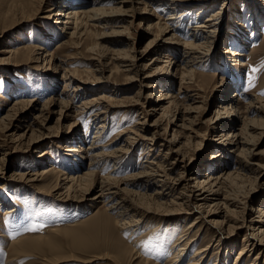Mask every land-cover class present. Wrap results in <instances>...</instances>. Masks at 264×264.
Wrapping results in <instances>:
<instances>
[{
	"label": "rangeland",
	"instance_id": "rangeland-1",
	"mask_svg": "<svg viewBox=\"0 0 264 264\" xmlns=\"http://www.w3.org/2000/svg\"><path fill=\"white\" fill-rule=\"evenodd\" d=\"M140 1L142 2L140 9H134L133 13L128 14L129 16L125 20L112 26L88 27L85 29V36L78 39L77 46L71 47L61 44L62 41L67 40L68 35L61 30V24L54 21L52 12L61 4L65 5V8L90 7L92 0H0V118L9 111L12 105H16V102L33 101L36 108H39L49 98H57L70 100L74 105H77L91 95L103 92L110 98L105 102L111 105L108 107L105 128L98 137V143L104 145L103 148L109 149L116 145L119 140L125 138L126 134L133 135L130 130H135L136 133L145 136L156 130L157 137L169 139L172 133V130L169 129L171 128L169 124L171 116L169 115L172 114V106L167 110L169 115L165 114L160 117L158 126H149L150 130L147 132L136 126V121L141 120L140 117H143L147 104L153 99V95H150L151 92L156 96L158 89L163 87L156 84V88L148 89L145 86L141 87L139 82L140 78L149 72L148 69L155 66L148 62L152 56H160L162 61L157 62L156 66L165 68L168 61L171 62V65L176 63L181 48L167 45V48L160 49L156 53H149L142 61H138L136 67L130 71H125L123 65L132 63V61H128V58L120 59L119 57L122 56L115 52L121 49L131 57L133 52L145 49L149 41L158 35L159 30H157V26H153L150 33H146L147 22L154 24L157 19L156 17H152L150 20L142 19L147 12L140 11L146 10L155 13L163 21L171 11L167 6H164V3L165 5L166 3L176 5V16L179 17L176 19V23L173 22L179 29L176 36L180 41H189V29L200 20L198 17L195 18L193 13L183 14V16L180 12L189 8L193 10L194 7L200 6L203 0ZM206 2L204 16L215 9L221 11L207 60L192 67L195 71L192 73L193 76L190 75L191 79H185L182 83L179 80L181 65L178 66L179 73L175 80L170 82L166 80L168 83L163 88L172 94V97H175L178 104L183 101L185 94L197 95L200 101L198 105L201 106L197 113L199 115H197L198 124L192 129L194 133L188 135V132H185L180 136L181 153L185 157L182 159L180 155L175 154L169 157V160H174L172 157L178 158V165L169 173L171 177H175L174 175L183 171V166L189 171V173L185 171L189 176L192 172H198L191 176H196L199 179L209 173L213 174L205 169V161L209 158L208 155L217 153L215 139L219 131L210 130L207 120L213 115V111L220 102L218 96L220 95L219 84L221 82L232 81L236 85L228 89V96L239 86L243 94L255 95L264 99V25L257 24L260 22L255 17L256 6L250 7V0H207ZM235 19H240L245 28L243 25L233 22ZM253 20H256L255 24H253ZM112 29L119 32L123 30L122 33L114 34V38H117L115 40L124 39L123 43H112L108 40L112 38L109 36ZM100 32L106 33L107 39L97 36ZM39 46H42L44 50L36 49ZM225 47L240 53V55L225 60L221 53ZM8 50L15 52L9 53ZM36 54H40L42 57L44 54H49L51 57H55V60L51 59L49 64L43 63L42 59L34 60ZM237 58L243 64L239 65ZM57 60L63 61L62 66L53 69L52 64ZM144 65H147L146 68H143ZM97 66L102 70L94 71ZM64 67L77 71L78 75H74L78 79L76 84L80 83L86 91L81 90L80 94L74 96L72 88L75 83H70L64 91V82L61 79V75L65 74ZM85 70L90 71L85 72ZM164 71L161 70L160 73ZM94 75L99 79L94 80L92 78ZM245 95L238 98L240 104L245 101ZM136 98L138 99L137 103L133 101ZM95 107H101V103ZM30 112L32 115L21 122L20 128H16V124L12 123L13 126L7 133H15V135L4 136L7 133L0 130V166L2 165L4 168L3 173L0 174V264H48L47 261L55 258L70 259L58 264H170L169 260L173 251L171 244L178 236L179 231L194 218H196V224L189 228L190 235L199 226L200 230L196 232L194 246L187 250L179 264L190 261V257L197 247H204L208 244L209 246L201 258L202 264H230L234 260H236L235 264H250L251 262L252 264H264L262 254L256 259L254 258L256 248L251 246V249L249 242L247 247L251 250L246 252L245 257L241 259L237 256L242 239L245 233L249 232L246 230L247 227L242 226L236 229V235L226 240L222 238V240L217 233L218 229L221 231L219 226L210 227L211 225L207 226V224L205 226V223L201 222L204 219L217 221H226L225 219H227L229 225L233 223L234 215L239 220L244 205L257 206L258 201L264 200V172L261 174L251 169L247 170L248 168L237 169L232 164L234 156L224 157L222 163L219 161L213 163L214 168L218 166L216 175L226 167L223 168L224 163L230 164L229 170H235L240 174L231 179V183L222 190L220 196H227L226 198L229 200L225 209L231 212L227 214L224 211L218 216L212 214L208 216L206 211L173 214L174 212L163 210L165 213H162L160 210L154 209L157 205L148 196L153 194L157 186L152 185V187L144 188L142 185L149 184L150 180H140L138 182L141 183L138 186L126 183L123 185L124 187L139 191L143 195L137 196L121 192L118 197H123L126 202L138 205L140 209L149 206L150 208L146 209L144 213L146 216L143 214L142 217H139V213H133L135 218H139L136 224L119 228L116 226L117 222L124 219L130 221L133 217L129 214L119 215L120 209H104L102 201L92 202L90 200L99 188L101 177L106 175L123 177L129 173L138 172L147 165L146 155L149 154V157L153 158L160 153L159 159L167 149L156 142L151 146L153 150L145 154L149 143L145 139H140L120 164L115 165V167L120 166L117 170L112 171L111 162L91 167V170L94 171L91 181L94 183L91 184V192L85 197L86 199L79 202L62 200L58 194L64 192V189L59 188L56 174L81 172L86 170V167L76 160L75 154L66 153L59 150L58 147L80 144L83 148L91 145L95 139L97 140V138H93L97 130L95 123L92 121L91 113H87L85 110L80 114L69 112V116L61 120H57L56 112L50 113L48 119L43 121V118L39 117L31 125L33 128H38L39 122H42L44 129L41 131L48 133L47 139L36 145L26 146L19 143L20 140L15 139L14 136L28 131L26 125L28 122L34 121L31 118L33 115H38L37 110ZM146 118L147 123H151L154 119V117ZM263 148L264 142H260L257 149ZM65 153L69 155L67 156ZM255 159L264 163V156L257 155ZM52 165L55 166L53 169L57 171L46 172L40 180L32 181L12 177V174L15 173H37ZM152 178L155 179V177ZM181 187H183L182 184L178 185L172 193H167L166 205L163 204L166 209H171L173 206V203L169 204V199L179 202L175 197L179 195ZM69 194L73 195L74 192L70 190ZM212 199L215 198L209 196L208 201L196 200V202L205 205L203 207L206 208L208 205L214 204L215 201ZM159 201L164 202V199L161 198ZM12 207L14 209L6 213ZM232 211L234 212L232 213ZM235 211L237 212L235 213ZM100 215L106 219L110 226L106 233L92 231L93 221ZM87 232H90L91 236L94 232V237L88 234L89 240L86 239L87 237L84 236H87ZM82 240L83 242H81Z\"/></svg>",
	"mask_w": 264,
	"mask_h": 264
},
{
	"label": "bare ground",
	"instance_id": "bare-ground-1",
	"mask_svg": "<svg viewBox=\"0 0 264 264\" xmlns=\"http://www.w3.org/2000/svg\"><path fill=\"white\" fill-rule=\"evenodd\" d=\"M206 1L207 0H203V3L200 4V6L198 7H194L193 10H190L189 8L183 9V11L180 12L181 15L193 13V15H195V18L198 17L199 19H197L200 20L197 23L193 24L189 29V41H180V39L176 36V32H178L179 30L175 26L176 24L173 23H176V19L179 18L176 16V5L174 3H166L165 5L164 3V6H167V8L171 11L163 21H161V18H159V16H157L155 13L146 10L140 11L147 12V14L142 17V19L150 20L152 17H156L157 19V22H155L154 24H148V22L146 21V33H150L151 27L153 26H157V30H159L158 35H156L155 38L149 41L148 46H146V48L141 51L133 52V55H131V57L127 56L128 54H126V52L121 49L116 50L117 52H115L119 56H122L119 57L120 59L126 60L128 58V61H132V63L123 65L125 66V71H130L133 70L134 67H136L135 65L138 61H142L149 53H156V51L160 49L167 48V45L178 46L181 48V52L179 53V57L176 63L172 62L174 64L171 65V62L168 61V64L165 65V68H163L162 66H156L158 65L157 62L162 61L160 60V56H152L150 61L148 62L150 64H154L155 66H152L153 68H149V72H147V74L141 77L139 82V85H141V87L145 86L148 89H154L157 86L163 87H160L158 89V93L156 96H154V94H152L151 92L150 95H153V99H151L150 103L147 104V108L144 110L143 117H140L141 120L136 121V126L138 128H142L145 132L149 131V126L155 127L159 125V119L161 116L165 114L169 115L167 114V110L169 107L172 106L173 111L172 114L169 115L171 116L169 119V124L171 128L169 129L172 130V133L169 139L165 137L160 138L161 136L157 137L156 130L152 131L151 134L148 136L140 135L136 133L135 130H130V133H133V135L126 134L124 131H121V133L126 134L125 138L119 140L116 145H113L110 148L108 147L109 149L103 148L104 145L98 143V137L101 135L103 129L105 128L107 111L109 109L108 107H111V105H109L110 103L105 102L107 99L109 100L110 98L106 96L103 92L95 93L91 95V97L86 98L77 105H74L73 102H71L70 100H61L57 98H49L39 108H36V104L33 101H23L18 103L16 102V105H12L9 111L7 110L8 112L0 118V130L5 131V133H7L13 126V122L16 124V128H20L21 122L27 120L29 116L32 115L30 111L37 110L38 115H33L31 117L34 119V121L28 122V125H26V129L29 131V133L28 131H24L23 133L14 136L15 139L17 138L18 140H20L19 143L25 144L26 146H33L36 145L38 142H44L48 137V133L41 131L42 129H44V124L42 122H39V126H37L38 128H33V126H31L32 123L34 124L36 122L35 120L37 118H43L44 121L45 119L49 118L50 113L54 112L58 114L57 120L65 119L67 116H69V112L80 114L85 110L87 113H91L90 116L92 118L93 123H95V127L97 129L94 133L93 138H97V140L95 139V141H93L91 145H88L83 148L80 144H78L77 146H74V144H70L66 146L61 145L60 147H58L59 150H63L66 153L69 152V154H75L77 156L76 160H78L81 164L83 163V165H85L86 167V170L81 172L75 171L72 174H56V182L59 188L64 189V192H60L58 194V196H61L62 200H75L79 202L86 199L85 197L88 195L89 192H91V184L94 183V181H91L94 173V171L91 170V167H93L94 165H96L97 167L101 164H107L108 162H111L113 165L112 171L117 170L120 166L115 167V165L118 163L120 164L121 160L132 150L135 143H137L140 139H145L147 143H149V148L147 149L145 154H148L150 150H153L151 146L154 145L156 142H159V144L167 150L164 151L163 154L161 153L162 157L159 159L158 155L160 153H158L156 157L153 158L149 157V154L146 155L147 165L143 166V168L138 172H132L123 177H114L111 175L101 177V180L98 184L99 188L90 198L92 202L102 201L103 207L105 206L104 209H120L119 215L129 214L131 217H133L130 219V221H125L124 219L121 220V222H117L116 226L119 228H126L132 226L133 224H136L139 221V218H135L133 213H139V217H142L146 209L150 208L149 206L145 209H142V207L140 209L138 205L132 204V202H126L123 197H118V195H120L119 193L121 192L130 193L137 196L143 195V193L139 191L127 189L126 187H124L123 185L126 183H131L133 186H138L139 183H141L138 181L150 180L149 184L142 185L144 188L152 187V185L157 186L153 194H149L148 196H150L153 200V203L157 205L156 207H154V209H158L162 213L174 212L173 214H191L198 211L200 213L202 211H206L208 216L210 214L218 216V214L224 213V211L227 214L231 212L230 210L225 209L226 203L229 200L228 198H226L227 196H220L222 195V190L227 187L229 183H231V179L233 177H238L240 174H238L239 172L236 173L235 170H229L230 164L227 165V163H224L223 168L225 166L226 167L221 170L218 175H216V168L218 166L214 168L213 163H215L216 161L222 163L224 157L234 156L235 159L234 161H232V164H234L237 169L241 170V168H248L247 170L251 169L259 173L264 172V163H260L255 159V156L257 155H259V157L264 156V148L261 150L257 149V145L260 142H264V99L255 95L243 94L239 86H237V89H235L237 91L234 90V92H232V94L228 96V89L231 88V86L235 85L234 82L230 81L229 83L221 82L219 84L220 95L218 97L220 98V102L219 104H217L215 110L213 111V115L207 120V124L209 125L210 130L219 131L217 138L215 139L217 153L214 155H208L209 158H207V160L205 161V169L211 171V173L213 172V174L209 173L208 175H205L203 178L199 179L196 176H191L192 174H198V172H192L189 176L185 172L188 170L185 166H183L184 170L174 175L175 177L169 176V173L172 172L175 166L178 165V158L172 157L174 160H169V157L174 154L180 155L182 159L185 157V155L182 156L181 153L182 144L180 142V136L185 132H188V135L189 133H194L192 129L195 125L198 124L197 121L199 119L197 118V113L201 106L198 105L200 101L198 99L199 96L197 95L195 96L193 94H185L182 99L183 101L178 104L175 97H172V94H170L168 91L166 92V89L164 90L163 88L164 86L166 87L165 84L168 83L166 82V80H169V82L174 81L179 72L180 83H182L185 79H191V76H193L192 73L195 72L193 71L194 69H192V67L202 64L207 60L208 52L211 48L213 37L219 24L221 11L215 9L210 11L206 16H204L203 14L206 13ZM250 1V7L256 6L255 10H252L256 11L255 17L260 22L257 24L264 25V0ZM141 3L142 2L140 0H92L91 6L85 8H65V5L61 4L55 11L52 12V16L54 17V21H57L61 24V30L64 32V34L68 35H66L67 40L62 41L61 44L73 47L75 45L77 46L78 39L85 36V29H87L88 27H105L112 26L115 23H120L121 21L125 20L127 16H129L128 14L133 13L134 9H140V5H142ZM233 22L241 26L243 25V22L240 19H235ZM255 22L256 20H253V24H255ZM117 25L119 27H122L119 24ZM122 32L123 30L120 32L115 29L110 30L109 36H111L112 38L108 40L112 43H123L124 39L115 40L117 38H114V34ZM254 33L255 32L253 31V34ZM97 36L103 38L107 37L106 33L104 32L98 33ZM36 49L44 50L42 46L36 47ZM7 52L14 53L15 51L8 50ZM221 53L225 60H229L230 57L240 55V53L234 50H229L226 47L225 49H223V51H221ZM48 55L44 54L42 57L40 54H36L34 60L42 59L43 63L47 62L49 64V62H51V59L55 60V57H51V55H49V58L47 60ZM237 61L239 65L243 64L242 61L238 58ZM62 62L63 61L57 60L56 63L52 64V68L56 69L59 66H62ZM147 65H144L143 68H146ZM178 66H180L181 68V71L179 72L177 69ZM100 70L102 69L99 66L94 69V71L97 72H99ZM161 70L165 71L163 73H160ZM63 71L65 74L61 75V79H63L64 82V91L66 90L65 88L70 85V83H75L72 88V93L74 92L73 94H75L74 96L80 94L81 90L86 91V89L80 83L76 84V80L78 79H76V76L74 75H78L76 73L77 71L66 67L63 68ZM89 71L90 70H85V72ZM92 78L94 80L99 79V77H97L96 75L92 76ZM156 84L157 86H155ZM244 95L245 101L240 104L238 98H242ZM133 101L137 103L138 99L136 98ZM100 103L101 107H95L97 104ZM164 103H166V106H164ZM146 117H154V119L151 121V123H147ZM8 135H15V133H7L4 136ZM43 153H46V151H43ZM66 153L65 155L68 156L69 154ZM53 167L55 166L52 165L48 169L31 174L15 173L12 174V177L36 181L40 180L41 177L46 174V172L57 171L56 169H53ZM2 170H4V168L1 165L0 174L3 173ZM152 177H155V179ZM157 183L160 184L157 185ZM180 184L183 185V187H181L182 190H180L179 195L175 197L178 198L179 202L174 201L173 199H169V204L173 203V206L171 207V209H166V206L164 207L163 204L166 205V198L168 195L167 193H172V191H174L176 187ZM70 190L74 192L73 195L69 194ZM209 196L211 198H215L212 199V201H215L212 206L208 205L205 208L203 207L205 205L198 204L196 202V200L208 201ZM161 198L164 199V202L159 201ZM203 203L205 204L206 202ZM13 209L14 208L12 207L6 213L12 211ZM233 212L234 211H232V213ZM236 212L237 211H235V213ZM241 214L242 216H239V220L238 218H236V215H234L235 217H232L234 219L233 223L229 225L227 224V219H225L226 221H217L213 219L205 220V216L203 217L204 220L201 222L203 224L205 223V226L206 224L207 226L211 225L210 227H214L216 225L219 226L221 231L218 229V236L220 239L224 238L225 240L236 235V229L242 226L247 227L246 230H249V232H246L242 239L241 248L237 252L238 258L241 259L245 257L244 255L246 254V252H249L252 249L251 246L253 248H256L254 250L256 251V255L254 257L255 259L260 254L264 256V200L258 201L257 206L248 207V205H244L241 210ZM195 219L196 218L190 221L179 231L178 236L171 244V248L173 249V251L169 260L170 264H179V262L182 260L183 255L186 254L187 250L194 246L197 237L196 232L200 230V226L194 231V233H192V235H190L191 231H189V228L196 224ZM92 225V231L95 232L99 231L102 233H106L110 229V226L106 222V219L101 215L95 218ZM89 233L87 232V236H84L85 238L87 237L86 239H88ZM93 233L92 236L91 234L89 235L91 237H94ZM81 242H83V240ZM248 242L251 249L247 247ZM208 246L209 244L205 245L204 247H197L190 257L191 260L187 261L185 264H202L201 258L206 252ZM67 260L70 259L55 258L47 261V263L58 264ZM235 262L236 260H234V262L230 264H235ZM250 264H252V262Z\"/></svg>",
	"mask_w": 264,
	"mask_h": 264
},
{
	"label": "snow or ice",
	"instance_id": "snow-or-ice-1",
	"mask_svg": "<svg viewBox=\"0 0 264 264\" xmlns=\"http://www.w3.org/2000/svg\"><path fill=\"white\" fill-rule=\"evenodd\" d=\"M253 71H256V69H253Z\"/></svg>",
	"mask_w": 264,
	"mask_h": 264
}]
</instances>
